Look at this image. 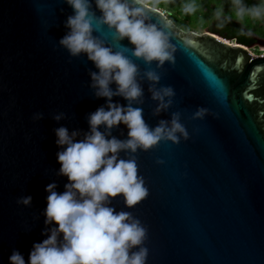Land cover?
<instances>
[{
	"label": "water",
	"instance_id": "95a60500",
	"mask_svg": "<svg viewBox=\"0 0 264 264\" xmlns=\"http://www.w3.org/2000/svg\"><path fill=\"white\" fill-rule=\"evenodd\" d=\"M71 13L65 0H0V264H9L13 249L27 261L33 244L46 238V186L55 181L62 192L67 183L56 174L54 129L86 131L87 115L105 103L89 87L93 63L58 43ZM151 15L171 20L160 10ZM211 27L184 35L172 21L175 62L157 69L160 83L176 91L168 113L152 115L155 102L144 85L146 121L155 126L179 111L190 134L138 153L149 189L143 201L127 209L113 200L148 228L147 264H264V55L251 51L264 38L250 32L256 42L244 45ZM98 34L111 42L106 26ZM198 106L208 109L203 120L191 119ZM36 112L43 119L33 120ZM57 112L65 118L56 121ZM25 195L31 206L17 203Z\"/></svg>",
	"mask_w": 264,
	"mask_h": 264
},
{
	"label": "clouds",
	"instance_id": "9594fccd",
	"mask_svg": "<svg viewBox=\"0 0 264 264\" xmlns=\"http://www.w3.org/2000/svg\"><path fill=\"white\" fill-rule=\"evenodd\" d=\"M65 3L72 13L64 21L66 32L58 43L71 57L84 55L93 63L95 70L88 72L89 87L105 103L87 115L86 131H70L64 125L54 129L60 164L56 174L67 177V183L62 192L55 181L46 186L47 205L41 212L45 217L42 235L46 238L33 244L27 261L13 249L9 264H147L148 228L131 211L124 210L149 194L139 172L138 153L161 142L178 144L190 136L179 111L159 119L155 126L144 117L145 83L155 102L154 117L168 113L174 103V87L161 84L157 71L166 62H175L172 21L158 22L151 15L158 10L149 9L145 0ZM244 11L241 7V14ZM254 14L260 15V9ZM105 26L111 42L98 34ZM124 39L129 45L121 43ZM133 57L147 67L141 69ZM207 115L208 109L198 106L191 119L203 120ZM65 116L57 112L53 118L60 121ZM43 117V112L33 114L35 121ZM121 125L126 134L115 135L114 130ZM156 163L163 164L164 160L157 159ZM114 199L122 200L124 208L117 210ZM32 201L31 195H25L17 203L27 207Z\"/></svg>",
	"mask_w": 264,
	"mask_h": 264
},
{
	"label": "rangeland",
	"instance_id": "374dc122",
	"mask_svg": "<svg viewBox=\"0 0 264 264\" xmlns=\"http://www.w3.org/2000/svg\"><path fill=\"white\" fill-rule=\"evenodd\" d=\"M145 2L162 11L172 21L178 9L191 7L192 11L188 12L190 15L188 29L184 31L185 33H205L218 18L228 16L243 22L248 29L264 38V0H145ZM241 7L245 9L242 14ZM256 8L261 11L258 16L254 14ZM252 49L256 55L264 53V46L256 44Z\"/></svg>",
	"mask_w": 264,
	"mask_h": 264
},
{
	"label": "trees",
	"instance_id": "16d2710c",
	"mask_svg": "<svg viewBox=\"0 0 264 264\" xmlns=\"http://www.w3.org/2000/svg\"><path fill=\"white\" fill-rule=\"evenodd\" d=\"M189 20L190 15L184 8L178 9L173 16L175 28L182 34H186L184 31L188 29ZM211 31L244 45H253L256 42V40L250 35V32L252 31L248 29L243 22L234 20L228 16H221L218 18L212 24Z\"/></svg>",
	"mask_w": 264,
	"mask_h": 264
},
{
	"label": "built area",
	"instance_id": "2783aa9c",
	"mask_svg": "<svg viewBox=\"0 0 264 264\" xmlns=\"http://www.w3.org/2000/svg\"><path fill=\"white\" fill-rule=\"evenodd\" d=\"M251 51L253 52V49H251ZM254 53V52H253ZM255 54V53H254ZM256 55V54H255ZM261 55H264V53H262Z\"/></svg>",
	"mask_w": 264,
	"mask_h": 264
},
{
	"label": "flooded vegetation",
	"instance_id": "af4514ba",
	"mask_svg": "<svg viewBox=\"0 0 264 264\" xmlns=\"http://www.w3.org/2000/svg\"><path fill=\"white\" fill-rule=\"evenodd\" d=\"M184 35H186V34H184Z\"/></svg>",
	"mask_w": 264,
	"mask_h": 264
}]
</instances>
